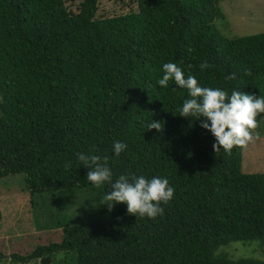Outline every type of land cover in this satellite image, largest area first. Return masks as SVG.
<instances>
[{
	"label": "trees",
	"instance_id": "trees-1",
	"mask_svg": "<svg viewBox=\"0 0 264 264\" xmlns=\"http://www.w3.org/2000/svg\"><path fill=\"white\" fill-rule=\"evenodd\" d=\"M132 2L100 14V0H81L78 11L67 0H0V178L24 173L36 206L60 190L95 188L77 154L107 155L113 181L158 176L175 194L155 219L120 203L102 204V219L56 221L60 242L11 260L74 251L77 264H264L225 250L264 246V171H243L244 148L216 153L211 132L179 115L187 89L158 84L173 62L200 86L264 95V32L221 34L220 0ZM204 61L213 67L201 70ZM152 120L164 130L148 129ZM116 141L127 144L120 156ZM101 188L102 201L111 189Z\"/></svg>",
	"mask_w": 264,
	"mask_h": 264
},
{
	"label": "rangeland",
	"instance_id": "rangeland-1",
	"mask_svg": "<svg viewBox=\"0 0 264 264\" xmlns=\"http://www.w3.org/2000/svg\"><path fill=\"white\" fill-rule=\"evenodd\" d=\"M81 0H67L73 11L79 10ZM223 16L214 21L216 28L227 37L264 32V0H220ZM137 8L132 0H100L99 13L113 14ZM255 130L258 138L243 149L242 169L246 173L264 171V114ZM102 188L60 190L31 202L24 173L0 178V251L5 254L0 264H77L76 252H58L54 257H43L30 263L11 260L14 253L26 254L38 246L60 242L63 227L56 221L73 219H102L106 212L99 198ZM99 199V200H98ZM44 225L45 228L43 227ZM225 250L233 257H254L264 262V246L258 241L233 242ZM44 260L45 262H42Z\"/></svg>",
	"mask_w": 264,
	"mask_h": 264
},
{
	"label": "clouds",
	"instance_id": "clouds-1",
	"mask_svg": "<svg viewBox=\"0 0 264 264\" xmlns=\"http://www.w3.org/2000/svg\"><path fill=\"white\" fill-rule=\"evenodd\" d=\"M201 70L213 67L207 61L202 62ZM163 75L158 84L167 87L173 81L180 88L187 89L189 98L183 100L178 108L179 115L190 117L201 122V127L207 129L215 138L213 149L216 153L221 149L231 154L234 148L243 149L249 143L254 142L259 134L257 117L264 114V95L246 93L233 90L231 94L219 87L200 86L194 75L185 76L184 71L176 63L167 62L162 65ZM251 75V70L246 71ZM226 80L236 79L232 73L225 77ZM175 90V89H173ZM166 108V106H165ZM148 129L164 130V124L152 120ZM127 148V144L116 141L113 149L116 156ZM78 160L90 170L87 173V181L96 188L107 184L110 191L102 198L101 204H105L112 211L117 204L127 205V214L138 218L151 219L164 214L163 204L169 203L175 189L169 185V181L162 177L150 179L135 174H121L113 181V173L108 166L109 157H101L96 154L78 153ZM65 167H70L66 164Z\"/></svg>",
	"mask_w": 264,
	"mask_h": 264
},
{
	"label": "water",
	"instance_id": "water-1",
	"mask_svg": "<svg viewBox=\"0 0 264 264\" xmlns=\"http://www.w3.org/2000/svg\"><path fill=\"white\" fill-rule=\"evenodd\" d=\"M42 262H45L44 260H42Z\"/></svg>",
	"mask_w": 264,
	"mask_h": 264
}]
</instances>
